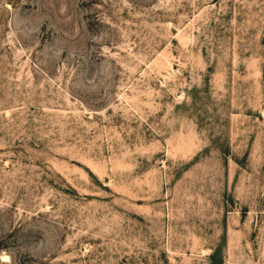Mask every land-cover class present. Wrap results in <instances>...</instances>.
<instances>
[{
	"label": "rangeland",
	"instance_id": "374dc122",
	"mask_svg": "<svg viewBox=\"0 0 264 264\" xmlns=\"http://www.w3.org/2000/svg\"><path fill=\"white\" fill-rule=\"evenodd\" d=\"M0 264H264V0H0Z\"/></svg>",
	"mask_w": 264,
	"mask_h": 264
}]
</instances>
